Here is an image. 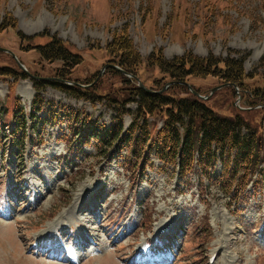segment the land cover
Masks as SVG:
<instances>
[{
    "label": "rangeland",
    "instance_id": "374dc122",
    "mask_svg": "<svg viewBox=\"0 0 264 264\" xmlns=\"http://www.w3.org/2000/svg\"><path fill=\"white\" fill-rule=\"evenodd\" d=\"M11 20L13 26L0 29V48L12 51L25 71L0 52V68L13 72L0 75V264H209L216 249L220 264H264L262 178L251 174L248 187H240L244 193L231 197L244 181L242 170L233 180L231 170L218 176L220 164L209 177L198 167L180 175L155 151L137 162L130 150L103 154L79 137L85 123L109 128L120 115L128 127L142 103L135 93L140 84L160 95L197 97L218 114L244 117L260 133L264 0H0V26ZM122 35L141 59L130 73L134 78L111 66L121 68L108 44ZM55 39L77 56L71 61L43 56L38 47ZM159 53L167 62L211 59L219 69L229 60L243 66V76L229 84L212 68L211 74L188 77L184 82L194 92L210 96L204 100L187 86L168 89L175 80L154 64ZM35 80L72 82L89 100L47 85L44 102L32 105ZM8 85L16 86L18 95L12 87L6 96ZM255 93L258 99L252 98ZM16 101V116L27 122L26 130L16 124L7 129ZM144 117L154 135L166 109ZM259 148L264 162V145ZM70 214L75 221L71 230L62 229L64 249L35 254L39 238L55 236L38 232H48L50 224L57 230L54 221L66 222ZM165 218L174 225L159 238L156 225Z\"/></svg>",
    "mask_w": 264,
    "mask_h": 264
},
{
    "label": "trees",
    "instance_id": "16d2710c",
    "mask_svg": "<svg viewBox=\"0 0 264 264\" xmlns=\"http://www.w3.org/2000/svg\"><path fill=\"white\" fill-rule=\"evenodd\" d=\"M4 23L0 26V29L13 26L15 21L11 20L9 23ZM116 40L118 43L108 44V50L117 58V65L128 73L136 72L137 64L141 59L138 53L135 52L132 41L123 35ZM38 48L43 56L50 57L48 59L56 58L71 61L72 56H77L72 55L65 47V43L57 39L47 46ZM159 55L161 53L154 60V64L162 68L177 82H184L188 77L194 75L211 74L209 70L212 68H217L215 73L218 76L221 75L220 77L229 84L239 83L243 76V66L241 64L237 65L235 62H229V60H226L224 67L219 69L218 64L213 63L211 59L192 61L191 57L188 56L167 62L163 56L159 58ZM212 64L215 66L212 67ZM11 73L13 72L7 68H0V75L2 76L9 74V76H12ZM47 85L54 86L69 97L89 100L87 98L88 93L82 88L67 85L62 80H35L34 88L37 90V95L34 99V105L39 104L41 106L44 102L41 92L45 90L44 88ZM172 86L188 90L184 85L176 84ZM135 93L142 103L138 107L140 110H137L136 116L133 117V123L127 131H124L121 118H117V124L109 128L104 125L98 126L95 123H87L82 133L79 134L84 139L83 144H90V140L95 139L94 147L101 152L105 150L103 154H107L109 150L113 149L118 151L127 149L130 150L135 159L139 160L142 157V150L151 137V131L144 115L145 113L152 115L159 108H164L166 109L164 125L152 137L149 152L155 151L157 158L164 163L171 165L179 163L183 175H186L197 164L203 168V174L208 176L207 167L220 160L225 166V176L231 170V180L236 178L239 170L244 171V181L240 180L238 182V191L234 195L242 193L243 190L240 187L248 185L251 174H254L260 165L261 158L257 149L261 142L257 137L258 130L251 128L247 120L240 115L223 116L216 113L197 97L179 99L170 94L165 96L159 93H149L139 86H135ZM252 96V98L257 99L260 97L257 96V93L252 94ZM16 118L17 126L25 130L27 122L22 123L20 117ZM141 119L145 121L142 122ZM249 129H252V134L243 136V131Z\"/></svg>",
    "mask_w": 264,
    "mask_h": 264
},
{
    "label": "water",
    "instance_id": "95a60500",
    "mask_svg": "<svg viewBox=\"0 0 264 264\" xmlns=\"http://www.w3.org/2000/svg\"><path fill=\"white\" fill-rule=\"evenodd\" d=\"M0 52H5V53H8V54H10V55H12L15 59H16V61L18 62V65L22 68V69H24V67H23V65L18 61V59L16 58V56L14 55V53L12 52V51H9V50H7V49H2V48H0ZM112 67H115V68H117L116 66H113V65H111ZM123 71V70H122ZM123 73L125 74V75H127V76H131V77H134L133 75H130L129 73H127V72H125V71H123ZM137 81L139 82V80L137 79ZM175 83H178V82H171V83H169L168 84V86L170 85V84H175ZM180 84H182V85H186L194 94H196V95H198V97L199 98H203L202 96H200L199 94H197L196 92H194L193 91V89H192V87L188 84V83H186V82H179ZM140 87L141 88H143V89H145L146 91H148V92H151L150 90H148V89H146L143 85H141L140 84ZM219 88H216V89H214V91H216V90H218ZM205 99H208L209 97H204Z\"/></svg>",
    "mask_w": 264,
    "mask_h": 264
},
{
    "label": "bare ground",
    "instance_id": "6f19581e",
    "mask_svg": "<svg viewBox=\"0 0 264 264\" xmlns=\"http://www.w3.org/2000/svg\"><path fill=\"white\" fill-rule=\"evenodd\" d=\"M69 213H70V212H69ZM71 216H73V215L70 214L69 219L72 218ZM73 218H74V217H73ZM59 220H60V219H59ZM59 220H58L57 223H56V227H57V228H58L59 225L63 226V223H62L63 220H60V221H59ZM64 238H65V234H64ZM92 238H93V237H92ZM86 241H87V240H86ZM52 243H53V242H52Z\"/></svg>",
    "mask_w": 264,
    "mask_h": 264
}]
</instances>
